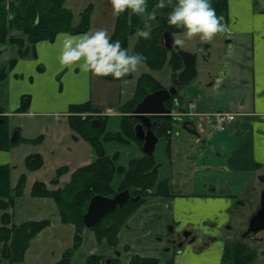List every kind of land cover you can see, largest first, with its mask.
<instances>
[{"label": "crops", "instance_id": "0c3cea01", "mask_svg": "<svg viewBox=\"0 0 264 264\" xmlns=\"http://www.w3.org/2000/svg\"><path fill=\"white\" fill-rule=\"evenodd\" d=\"M258 9L253 0H228L224 23L229 32L219 35L224 48L214 51L213 44L205 43L202 69L206 80H198L188 91L177 94L178 108L191 101L198 112H233L237 118L223 131H215L202 122L203 118H197L200 137L193 136L194 152L185 154L191 161L187 186L192 195L182 199L183 194L173 195L170 189L171 196H160L175 200L172 221L194 235L168 264H221L225 246L239 240L222 235V220L239 207L246 208L249 215L259 208L264 190V8ZM56 37L37 41L34 56H17L0 81L2 117L53 116L50 124H68L70 106L85 102L104 115L111 113L112 106L102 92L108 93L109 82L114 81L83 72L75 64L62 65ZM132 96L119 104L124 107ZM124 113L121 110L120 114ZM172 149L169 145V159ZM14 156L10 148L0 149V164L10 166ZM170 162H176L175 158ZM159 176L168 178L170 186L175 183L168 171ZM250 240H241L255 252L248 264H264V238Z\"/></svg>", "mask_w": 264, "mask_h": 264}, {"label": "rangeland", "instance_id": "374dc122", "mask_svg": "<svg viewBox=\"0 0 264 264\" xmlns=\"http://www.w3.org/2000/svg\"><path fill=\"white\" fill-rule=\"evenodd\" d=\"M8 2L10 0H7ZM262 10L264 8V0H253ZM93 4V12L91 15L92 29L107 28L111 35L114 27L115 17L112 14V8L109 0H65L64 6L73 11V24L79 20L80 12L88 4ZM258 9V10H260ZM226 16L224 17V22ZM152 25L155 20L151 21ZM225 34V33H222ZM185 39L183 47L179 49L192 51L197 53L196 77L186 83L178 85V93L184 89L188 91L191 85L198 80H206V74L202 69V59L206 53L205 43L213 44L215 50L224 48L223 42L219 40L217 33L210 41L199 39L198 36L193 38L183 37V33L174 34ZM7 36H12L17 43H1L0 42V69L10 66L12 58L18 56V44L28 46L31 50V44L28 42V36L23 34L21 30L10 29ZM23 40V41H22ZM136 40V36L129 38V53L131 47ZM217 45H214V44ZM171 64L165 63L160 70L151 69L142 62L135 71L130 72L131 77L121 79L119 81L109 82L108 93L102 92L105 101H107L113 110H109L108 115L98 112L96 109H88L82 112H74L76 115H89L91 118L98 117L104 121V131L99 136L102 143L104 154L109 158H116L114 162L117 165L127 166L132 158L141 157V144L125 135L122 128L125 129L128 121V113L135 105L127 104L121 106L135 91L136 81L143 73L153 76L161 87L168 88L172 84L174 77ZM95 95L97 86L93 85ZM97 92L98 89H97ZM105 93V94H104ZM176 95V94H175ZM188 95L184 97L187 100ZM0 95V100H1ZM186 109L187 106L183 105ZM1 108V107H0ZM93 110V111H92ZM121 110L125 113L120 114ZM113 112V113H112ZM119 112V113H117ZM197 113L198 110H195ZM209 112V111H208ZM211 112V111H210ZM73 115L74 113L71 112ZM74 114V115H75ZM104 115L105 119H102ZM4 117H1V121ZM69 118V116L67 117ZM202 122L211 127V119L204 115H188L178 117L175 124L166 125L172 130L166 137L160 135L153 151L152 158L155 163L161 164L158 167V176L168 171L172 175L175 183H171L170 189L173 195L183 194L182 199L190 197L192 190L187 186L190 183L192 168L191 161L185 158V154L193 153L195 148L194 137L182 127L184 120H194ZM49 119V122L47 121ZM53 116H8L4 118V128L7 130L8 138L14 130H18L20 139L15 141L10 147L12 154L15 155L13 162L10 163L12 170L10 171V186L14 187L21 174L25 177L24 188L18 195L13 191L11 195L14 201L8 203L5 209H0V227L3 225L4 213L8 216L7 228L12 225H19L25 221H39L45 219L47 224L29 240V245L25 250L24 257L19 262H10L3 258L0 264H54L58 261L64 251L69 250L68 264H87V258L90 254L98 255L102 258L116 259L112 263H125L131 255L138 254L141 256L157 257L161 263H166L175 255L174 249L167 243L168 230L172 225L173 203L175 200L169 198H161V195H146L144 202L140 204L137 210L125 219V222L118 230L116 236L117 242L114 244L107 242L105 238L99 239L93 228L77 227L71 222H63L55 200L52 197H36L31 194V188L35 181L48 183L50 188H59L67 183L75 169L80 166L89 164L96 159V151L89 141L79 136L67 123L57 124L50 122ZM69 125V126H68ZM212 128V127H211ZM71 129V131H70ZM115 132L118 138L105 140V134ZM200 137V136H199ZM27 139H37L35 142H29ZM169 145H172L171 159L175 158L173 164L169 159ZM40 155L42 165L34 170L27 167L26 159L32 155ZM65 168L61 174H57L59 168ZM57 175V176H56ZM57 177V182L52 181ZM123 175L115 172L111 179V185L115 189H119L122 185ZM162 178L161 176L158 179ZM187 178L186 182H182ZM169 180V179H168ZM121 183V184H120ZM182 183V184H181ZM57 186V187H55ZM47 187V185H46ZM52 190V189H51ZM172 195V194H171ZM170 195V196H171ZM176 198V197H175ZM1 199V198H0ZM179 198V201L182 200ZM6 202V198H2ZM7 203V202H6ZM3 214V216H2ZM252 214L247 213L246 208H237L234 214L221 222L222 235H231L233 240H246L247 243L264 238V229L253 233L252 237L244 235L248 229L249 219ZM231 221V224L228 222ZM227 226H230L227 228ZM176 231L180 228L174 227ZM78 235V237H77ZM3 243L0 241V249Z\"/></svg>", "mask_w": 264, "mask_h": 264}, {"label": "trees", "instance_id": "16d2710c", "mask_svg": "<svg viewBox=\"0 0 264 264\" xmlns=\"http://www.w3.org/2000/svg\"><path fill=\"white\" fill-rule=\"evenodd\" d=\"M64 2L65 0H10L9 2L0 0V42L17 43L12 36H7V34L10 29L21 30L23 34L28 36L31 50L29 51L28 46L25 47L20 43L17 46L18 56L26 57L29 54L35 55L33 46L37 41H52L62 31L71 33L88 31L93 4L86 5L80 12L78 22L73 24V11L64 6ZM175 2L176 0H170L164 9H159L157 8L158 0H147L148 11L153 9L157 11L155 24L152 27L151 36L148 38L136 33L138 28L144 27L147 16L132 13L130 9L115 17L111 33L112 39L121 40L122 46L127 49L129 38L136 36L130 53H143L146 57L144 63L151 69L160 70L165 63L171 64L174 71L173 75L175 74L174 77L182 67L181 59L176 51H167L162 47L160 37L165 30H169L173 34L183 33L182 29L167 22V13L172 10ZM212 6L216 9L218 15L226 16L228 0H212ZM16 58L11 59L10 66L0 69V81L7 76L8 70ZM101 77L109 81H119L130 78L131 74L128 73L121 78H114L111 75ZM160 87L159 82L150 74H141L136 81L134 94L128 104L134 105L145 94ZM70 109L71 112L77 113L92 108L90 102H85L71 105ZM74 114L69 115V125L79 136L91 143L97 154L96 159L75 169L70 180L57 189H48L44 182L35 181L31 188V194L36 197H52L58 207L61 220L65 223H73L77 229L84 226L82 215L86 210L89 199L94 194L110 196L125 188H128L133 195L140 194L142 197L139 201H127L123 208H116L92 227L99 239L105 238L107 242L114 244L117 242L116 236L119 228L125 222V219L132 215L144 201L147 191L155 196L168 197L171 195L168 178L158 179L157 171L153 170L155 162L152 155L143 154L139 158H132L127 166L117 165L114 162L116 158H109L104 154L102 143L99 140V136L105 129L104 121L94 127L90 123L89 115L82 117ZM4 122L3 118L0 122V149H9L15 141L9 140ZM122 130L126 136L135 140L132 124L127 123L126 128H122ZM118 135L115 132H108L105 134V140L118 138ZM27 140L35 142L37 139ZM139 143L141 144V142ZM26 162L27 167L31 170L42 165L41 156L38 154L28 157ZM64 170L65 168H59L57 174H61ZM10 171L11 167L9 165L0 164V209H5L8 203L14 201V197L11 195L13 191L19 195L24 188L25 177L23 174L19 176L14 187L10 186ZM115 172L123 175L122 185L119 189H115L111 185V179ZM52 181L56 183L57 177ZM2 198H6L7 203ZM3 218V225L0 227V241L3 243L0 249V262L3 258L8 259L10 262H19L24 257L29 240L47 224V221L45 219L30 220L7 228L8 216L4 213ZM254 254L255 252L243 241L237 240L225 246L221 264H248L253 259ZM102 261L103 258L95 254H90L87 258V264H103ZM68 262L69 250H66L54 264H68ZM159 262L156 257L132 255L126 264H159Z\"/></svg>", "mask_w": 264, "mask_h": 264}, {"label": "clouds", "instance_id": "9594fccd", "mask_svg": "<svg viewBox=\"0 0 264 264\" xmlns=\"http://www.w3.org/2000/svg\"><path fill=\"white\" fill-rule=\"evenodd\" d=\"M170 0H158L157 8L164 9ZM112 14L119 16L125 10L145 15L144 27L136 33L148 38L151 36L152 20L157 16L156 9L148 11L147 0H109ZM167 22L183 30V37L210 41L217 33H224L227 25L224 17L218 15L212 0H176L167 13ZM60 47L59 61L62 65H77L81 71L98 76L111 75L125 77L146 60L143 53H129L119 39L113 40L107 28L89 29L82 33L62 31L57 34ZM173 45L183 47L185 39L173 36Z\"/></svg>", "mask_w": 264, "mask_h": 264}, {"label": "water", "instance_id": "95a60500", "mask_svg": "<svg viewBox=\"0 0 264 264\" xmlns=\"http://www.w3.org/2000/svg\"><path fill=\"white\" fill-rule=\"evenodd\" d=\"M173 36L171 31H163L160 37V43L165 50L177 49V55L182 61V68L173 78L172 85L169 88H160L147 93L135 104L129 113V119L133 118L136 120V123L133 124L134 136L138 141L142 142L141 150L145 155H151L153 153L158 141V136L153 131L152 126L156 125L158 126V130H162V122L164 120H170L174 116L172 108L168 107L166 102L177 92L176 85L193 80L197 74V53L174 46L172 42ZM177 103L178 101L174 100V105H177ZM178 110L181 109L178 108ZM156 117L161 118V121L152 120V118ZM91 123L93 126H97L100 124V121L98 119H92ZM182 127L189 133L197 137L200 136L195 121H184ZM19 135V131L14 130L10 140H17ZM139 199L140 195L135 197L131 196L128 188L118 191L113 196L94 194L89 199L86 211L82 215L83 225L91 228L108 213L113 212L116 208H123L128 200L135 202ZM262 229H264V190L261 193L259 208L250 217L248 229L245 234L255 233ZM109 262L110 259H106V263Z\"/></svg>", "mask_w": 264, "mask_h": 264}, {"label": "flooded vegetation", "instance_id": "af4514ba", "mask_svg": "<svg viewBox=\"0 0 264 264\" xmlns=\"http://www.w3.org/2000/svg\"><path fill=\"white\" fill-rule=\"evenodd\" d=\"M152 120L161 121V118L156 117V118H152ZM169 121H171V120H169ZM165 122H166V125L168 123V121H163V128H162L161 132L163 135L166 136V132H168L169 129H167L165 127V125H164ZM152 129L156 133L160 131V130H158V126H156V125H153ZM188 157H191V155H189ZM158 165L160 166L161 164L158 163ZM155 167L156 168H154V171H157V174H158V166H155ZM146 193H148V195L150 194V192H146ZM137 195H139V194H137ZM137 195L131 194V196H133V197H135ZM172 222H173L172 225L168 226L170 228L168 230L167 243L171 245L172 250L174 249V252H177L179 249H181V247L183 246L184 243L191 242L194 239V235L192 234V231L190 229H187V228H181L180 231H176V229L174 227L177 226V228H178V223H177V221H172Z\"/></svg>", "mask_w": 264, "mask_h": 264}, {"label": "built area", "instance_id": "2783aa9c", "mask_svg": "<svg viewBox=\"0 0 264 264\" xmlns=\"http://www.w3.org/2000/svg\"><path fill=\"white\" fill-rule=\"evenodd\" d=\"M195 105L190 104V110L187 112V115H204L207 118L209 117L211 119V127L215 131H223L226 129L227 125L232 123L236 117L237 114L233 112H225V111H209V112H195L194 110Z\"/></svg>", "mask_w": 264, "mask_h": 264}]
</instances>
